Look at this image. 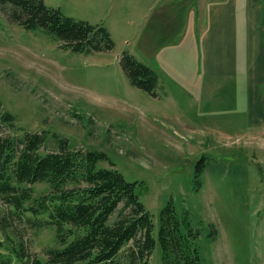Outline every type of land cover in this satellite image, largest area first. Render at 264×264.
Segmentation results:
<instances>
[{
  "label": "rangeland",
  "instance_id": "374dc122",
  "mask_svg": "<svg viewBox=\"0 0 264 264\" xmlns=\"http://www.w3.org/2000/svg\"><path fill=\"white\" fill-rule=\"evenodd\" d=\"M47 1L63 15L107 27L114 47L74 52L0 8V101L18 127L10 133H44L42 152L60 139L102 151L137 181L154 223L149 264H163L157 230L169 203L197 229L200 264H264V83L247 89L245 76L196 81L195 61L177 46L189 34L191 0H85L79 15L75 2ZM161 15L164 24H148ZM123 52L155 71V95L131 84ZM260 59L263 69L264 53ZM33 187L34 195L48 191L46 183ZM14 225L30 257L44 260L54 229L25 218Z\"/></svg>",
  "mask_w": 264,
  "mask_h": 264
},
{
  "label": "trees",
  "instance_id": "16d2710c",
  "mask_svg": "<svg viewBox=\"0 0 264 264\" xmlns=\"http://www.w3.org/2000/svg\"><path fill=\"white\" fill-rule=\"evenodd\" d=\"M0 8L9 20L44 29L74 52L114 47L102 24L63 15L44 0H0ZM120 64L132 85L155 95L152 68L128 52ZM16 128L14 115L0 101V248L6 250L0 264H149L154 223L137 181H128L102 151L73 148L60 139L57 149L42 152L44 133L12 135ZM39 182L48 191L34 195ZM22 218L36 229H54L55 245L45 249L44 260L31 258L18 235L14 222ZM197 236L187 213L177 214L171 203L160 210L157 241L163 264H200Z\"/></svg>",
  "mask_w": 264,
  "mask_h": 264
},
{
  "label": "crops",
  "instance_id": "0c3cea01",
  "mask_svg": "<svg viewBox=\"0 0 264 264\" xmlns=\"http://www.w3.org/2000/svg\"><path fill=\"white\" fill-rule=\"evenodd\" d=\"M64 1L78 5L77 15L88 3L85 0ZM191 1L192 11L185 24L190 26L189 34L184 35L177 46L183 52L187 48L189 57L195 61L196 81L215 78L225 83L229 77L245 76L247 89L263 84L264 68L260 67L264 53L263 0ZM44 2L49 3L47 0ZM171 19L176 20L172 25H179L177 15ZM164 20L161 15L148 24H164Z\"/></svg>",
  "mask_w": 264,
  "mask_h": 264
}]
</instances>
